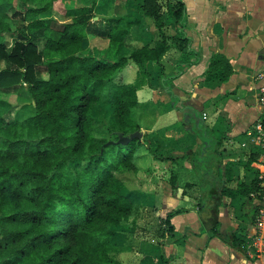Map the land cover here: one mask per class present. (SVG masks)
I'll return each instance as SVG.
<instances>
[{
  "label": "trees",
  "instance_id": "obj_1",
  "mask_svg": "<svg viewBox=\"0 0 264 264\" xmlns=\"http://www.w3.org/2000/svg\"><path fill=\"white\" fill-rule=\"evenodd\" d=\"M127 3L141 17L117 15L112 0H0V91L9 93L24 83L33 100L30 109L20 108L29 112L25 117L18 114L19 106L4 111L6 104H0V264H124L114 253L132 246L122 234L136 227L133 207L138 201L124 177L138 172L146 152L160 160L184 161L182 168L195 179L186 180L179 195L185 198L188 188L198 186L199 232L248 253L238 235L244 229L230 224L224 230L222 212L243 197L241 210L254 224L260 208L255 200L264 196L261 179L248 182L235 175L201 111L194 109L198 113L191 122L201 142L184 153H160L146 131L142 138L120 141L121 134L129 138L142 127L138 84L117 80L119 72L133 61L143 78L147 66L154 65L158 85L177 105L176 76L165 73L162 57L174 46L180 51L179 69L201 58L186 33L184 0ZM94 16L112 24L86 44ZM144 18L155 25L154 38L131 49L126 39ZM11 19L21 22L16 30ZM234 72L230 59L215 53L204 77L227 82ZM101 105L108 106L110 115L100 116ZM177 179L171 178L175 187ZM189 209L167 213L163 236L187 237L175 231L171 219ZM164 261L171 262L165 256Z\"/></svg>",
  "mask_w": 264,
  "mask_h": 264
},
{
  "label": "crops",
  "instance_id": "obj_2",
  "mask_svg": "<svg viewBox=\"0 0 264 264\" xmlns=\"http://www.w3.org/2000/svg\"><path fill=\"white\" fill-rule=\"evenodd\" d=\"M184 1L187 10L186 33L192 37L191 47L200 54L201 58L199 62L179 69L177 62L180 59V53L173 57L168 52L171 47L175 48L174 46H171L162 57L161 63L165 73L176 76L174 87L176 91L180 92V101L177 105H174L171 94L166 89L153 82L159 74L154 65L147 66L148 76L140 78V75L138 78V64L130 61L128 63V65L131 64L130 68L128 69L127 65L122 69L117 75V80L138 84L137 96L140 103L138 114L141 129L150 132L153 141L161 147L160 153L166 150L184 153L189 148L197 147L201 141L196 135L188 136V127L196 116L195 113L201 111L205 124L209 123L210 114L214 117L211 126L216 134L222 128L226 131V136L223 139L224 149H226L224 162L230 165L235 175L239 176L241 172L243 177L246 176L245 180L248 182L254 177L262 178L264 172L256 169L253 165L264 168V145L261 143L258 133H253L259 120L251 121L250 118L257 113V103L253 102L251 97L259 92L264 82V60L258 55L264 46V0H197L200 5H196L194 0ZM235 14L242 16L240 21L226 19ZM153 38L154 35L147 41ZM215 53H224L235 68L234 74L227 82L207 81L204 77L210 59ZM258 73L260 75H257ZM149 77L152 84L149 83ZM21 85L23 83L18 85L19 88ZM18 90H12L9 93L0 91V97L5 100L0 104H6V108H3L4 111L11 105H15L7 97ZM218 100L219 106L216 105ZM32 103V101H23L20 103L19 109L23 106L30 109ZM181 105L185 107L182 111L178 109V106ZM204 113L206 118H204ZM199 117L197 119H200ZM190 138L193 139L192 142L188 141ZM242 148L250 152L247 161L241 160L245 158V155H241L239 150ZM162 163L165 164L161 161ZM244 164L255 172L254 176L249 170L247 171L249 175H246L247 172H242L244 168L242 169L240 165L244 166ZM140 168L139 165V171ZM155 174L153 175L155 176ZM261 185L264 186L263 181H261ZM142 189L141 185V189L132 188L130 190L137 196L138 202L146 200L150 204L161 203L163 206V212L160 213L161 218H165L167 213L173 209L190 208L188 212L178 214L171 219L175 231L183 235L186 234L187 237L166 241L160 245L150 244L149 247H147L149 244L144 245L141 242L139 251L145 252L144 254L140 253L142 260L145 254H149L155 258V264H165L164 256L171 260L169 264H264V250L260 246L257 250L249 246L247 255L227 246L218 237L210 238L207 231L201 234L198 210L191 208L192 201L188 195L185 198L179 195L182 191L178 194L169 193L162 196L156 190L144 191ZM245 200L243 197H238L231 203L236 209H241ZM239 216L242 220L244 218L241 227L246 228L245 231L248 230L249 224L246 222L248 219L242 211ZM222 219L224 230L230 224H236L229 221L225 211L222 212ZM138 224L140 223L138 222ZM127 232L122 234V237L129 236V244L133 248L132 241L134 239L131 238L134 229ZM117 234L120 236L121 231ZM168 238L170 236L167 234L165 239ZM260 242L262 243L263 240Z\"/></svg>",
  "mask_w": 264,
  "mask_h": 264
},
{
  "label": "rangeland",
  "instance_id": "obj_3",
  "mask_svg": "<svg viewBox=\"0 0 264 264\" xmlns=\"http://www.w3.org/2000/svg\"><path fill=\"white\" fill-rule=\"evenodd\" d=\"M113 4L115 5V13L117 15H123L127 13H132L137 17H141V14L138 10H136L134 7L130 6L127 3V0H112ZM196 5H200V2L197 0H194ZM19 8L23 9L21 4L19 5ZM96 9H99V6L96 7ZM58 20H61L60 15L57 16ZM242 16H238L237 14L233 15L231 18H226L228 21H240ZM66 21V19H65ZM11 26L14 30L18 28L21 25L20 20L17 19H11L10 20ZM112 22H105L99 16H94L88 26H87V38H86V44L89 43L90 38L96 36H102L104 32H106L109 27L111 26ZM155 25L152 23L151 20L144 18L142 20V23L139 25H135L132 28L131 34L127 37L126 43L129 48H135L137 46L142 45L145 43L148 39H151L154 35ZM171 32V30H169ZM16 32V31H15ZM14 32V34H16ZM264 50V46L262 49L258 52V55H261V51ZM169 55L175 57L177 53H180L175 48L171 47L169 49ZM100 54H104V52H98ZM264 55V53H263ZM264 60V56L261 58ZM131 65V64H130ZM130 65H128V69L130 68ZM145 71V66L142 67ZM132 70V69H131ZM264 72V71H263ZM257 75H260L258 73ZM264 77V76H263ZM155 84H157L156 80H153ZM260 90L258 93L254 94L251 98L253 99V102L257 103V113L253 117H249L251 121L254 119V121L261 120L263 122V128H264V82L262 83ZM19 89L15 93H11V95H8V99L11 100L15 105L19 106L21 102L23 101H32V97L30 92L28 91V88L23 83V85L17 87ZM17 89H14L13 91H16ZM12 91V90H11ZM219 100L217 101L216 105L219 106ZM98 111L100 116H108L110 115V109L108 106L101 105L98 107ZM254 111V110H253ZM215 112V111H214ZM29 112H23L22 109L18 110L19 115H27ZM11 114V113H10ZM193 114V113H192ZM214 117L210 114L209 117V123L208 126L212 127L211 123L213 121ZM256 124V123H255ZM191 126V125H190ZM189 128L188 136L192 137V135H196L191 127ZM187 128V129H188ZM213 128V127H212ZM214 129V128H213ZM256 129V130H255ZM143 132H145L144 129H142ZM257 131V132H256ZM148 132V131H147ZM150 133V132H148ZM254 134L258 133V136L260 137L261 143L264 145V129L260 131L256 126L253 130ZM192 134V135H191ZM218 138L221 140V150L223 153V160L225 156L224 145H223V139L226 136V131L220 130V132H217ZM197 136V135H196ZM199 138V137H198ZM200 139V138H199ZM192 138L188 140L189 142H192ZM201 141V139H200ZM198 145V144H197ZM245 148V147H244ZM239 149L241 152V155H245V158L241 159L242 161H247L250 155V152L247 149ZM248 148V147H246ZM164 151V150H163ZM161 161L165 164H161ZM181 164H184V161L181 163L174 162L172 160H160L158 158H155L154 155L151 152H146L143 157L140 159L139 165L141 166L140 171L132 174V175H126L124 178L126 179V183L129 187V189L132 188H139L141 189V185L143 186L142 190H156V192L162 194L164 196L165 194L169 193H180L183 189V186L185 184L186 180H194L195 177L192 172H190L188 169L182 168ZM248 165L244 166L240 165L242 167V172L246 173L248 170L252 172V175H255V172L252 171V169H249L247 167ZM256 169L263 171V167H259L256 165H253ZM155 168V170H153ZM251 168V167H250ZM156 173V174H155ZM155 174V176L153 175ZM173 175H177V185L178 187H175V185L172 183L171 178ZM246 175H249L247 172ZM240 176V177H239ZM238 177L245 179V177L242 176L241 172ZM264 176V175H263ZM154 177V178H152ZM261 181L264 182V177H260ZM143 181V182H142ZM263 186V185H262ZM264 190V186H263ZM188 196L191 198L192 206L191 208H194L196 210L199 209V200H200V192L198 186H194L192 188L187 189ZM148 200V199H147ZM255 203L259 205V212L256 214V221L254 224H250L248 222V230L245 231L246 228H244L243 232H240L238 235L242 238L243 241L247 244V247H251L254 250H257L258 247H262L264 250V196L261 200L256 199ZM241 209H236L232 206V203L229 205L228 208H226L224 211L226 212V215L229 219V221H232L233 223H236L241 226V223L244 221L240 218L239 213ZM133 211L136 217V227L134 229V234L132 236V242H133V248L131 249H125L121 250L119 252L114 253V255L119 258L124 264H155V258L152 257L149 254H145L143 257V260L141 259L140 253H143V250L139 251V245L141 242H143L144 245H148L147 247L152 245H160L165 243L166 241L170 242L173 241V237L165 239V236L163 234L166 233L168 224L165 222V218L160 217V213L163 212V206L161 203L156 204H150L148 202H141L137 201L136 204L133 207ZM223 211V213H224ZM138 222L140 224H138ZM235 224V225H236ZM254 231V233H253ZM247 232V233H246ZM116 239L119 237V234H117ZM260 240H263L261 243ZM260 242V243H259ZM259 244V245H258ZM261 244V245H260ZM145 253V252H144ZM143 253V254H144ZM142 260V261H141Z\"/></svg>",
  "mask_w": 264,
  "mask_h": 264
},
{
  "label": "water",
  "instance_id": "obj_4",
  "mask_svg": "<svg viewBox=\"0 0 264 264\" xmlns=\"http://www.w3.org/2000/svg\"><path fill=\"white\" fill-rule=\"evenodd\" d=\"M263 53H264V50L261 51V55H260L261 58L264 56ZM142 136H143V131L142 130H139V131H136V132L132 133L129 138L123 137L122 134H121L120 141H122V142H128L129 139L142 138Z\"/></svg>",
  "mask_w": 264,
  "mask_h": 264
},
{
  "label": "built area",
  "instance_id": "obj_5",
  "mask_svg": "<svg viewBox=\"0 0 264 264\" xmlns=\"http://www.w3.org/2000/svg\"><path fill=\"white\" fill-rule=\"evenodd\" d=\"M204 118H206V114L204 113ZM257 128L262 131L264 128H263V122L261 120L258 121L257 123ZM264 230V229H263Z\"/></svg>",
  "mask_w": 264,
  "mask_h": 264
}]
</instances>
